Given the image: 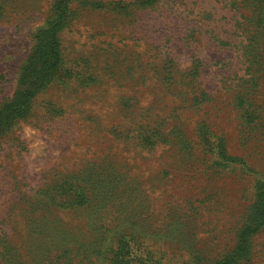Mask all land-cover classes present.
Returning <instances> with one entry per match:
<instances>
[{
    "label": "rangeland",
    "instance_id": "1",
    "mask_svg": "<svg viewBox=\"0 0 264 264\" xmlns=\"http://www.w3.org/2000/svg\"><path fill=\"white\" fill-rule=\"evenodd\" d=\"M52 6L0 0V106ZM57 42L0 133V264L230 255L264 217V0H67ZM246 241L234 264H264V222Z\"/></svg>",
    "mask_w": 264,
    "mask_h": 264
},
{
    "label": "trees",
    "instance_id": "2",
    "mask_svg": "<svg viewBox=\"0 0 264 264\" xmlns=\"http://www.w3.org/2000/svg\"><path fill=\"white\" fill-rule=\"evenodd\" d=\"M66 10L67 0H53L51 17L38 35L31 54L21 67L18 83L24 87L17 90L9 101L0 106V133L6 130L14 119L27 113L30 98L57 72L60 64L57 29L63 22ZM211 151L215 156L214 162L218 166L236 162L234 158H228L223 153L219 142L211 146ZM261 189L264 193V186ZM263 222L264 217L256 223L244 226L239 231L235 250L214 264H234L237 256H243L246 253V239L255 233ZM124 244L129 248L128 241Z\"/></svg>",
    "mask_w": 264,
    "mask_h": 264
}]
</instances>
